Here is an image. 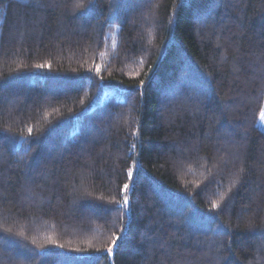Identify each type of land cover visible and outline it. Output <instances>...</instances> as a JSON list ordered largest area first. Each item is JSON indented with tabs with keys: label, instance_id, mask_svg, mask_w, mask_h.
<instances>
[{
	"label": "trees",
	"instance_id": "1",
	"mask_svg": "<svg viewBox=\"0 0 264 264\" xmlns=\"http://www.w3.org/2000/svg\"><path fill=\"white\" fill-rule=\"evenodd\" d=\"M262 115L264 0H0V264H264Z\"/></svg>",
	"mask_w": 264,
	"mask_h": 264
},
{
	"label": "snow or ice",
	"instance_id": "2",
	"mask_svg": "<svg viewBox=\"0 0 264 264\" xmlns=\"http://www.w3.org/2000/svg\"><path fill=\"white\" fill-rule=\"evenodd\" d=\"M262 119H264V115H262ZM29 131H31V129ZM129 176L131 177V172L129 173ZM124 187H125V189H127L128 186L125 185ZM127 203H128V201H127V198L125 197L124 204L127 205ZM213 207H218V205L214 203ZM113 243H115V241H113ZM108 251L111 252L112 249H108Z\"/></svg>",
	"mask_w": 264,
	"mask_h": 264
}]
</instances>
